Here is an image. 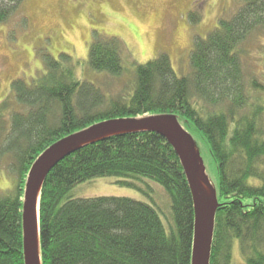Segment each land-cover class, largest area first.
<instances>
[{
  "label": "trees",
  "instance_id": "trees-1",
  "mask_svg": "<svg viewBox=\"0 0 264 264\" xmlns=\"http://www.w3.org/2000/svg\"><path fill=\"white\" fill-rule=\"evenodd\" d=\"M24 1L0 0V26ZM238 1L235 14L194 39L186 75L177 76L164 54L144 65L128 61V92L109 97L77 76L80 62L47 54L39 76L11 83L0 102V158L10 160L16 184L0 191V264H24L22 199L39 155L96 123L161 114L174 115L198 137L214 169L218 208L209 264H232L234 251L243 264H264V82L245 69L242 50L264 31V0ZM124 49L95 32L85 66L121 77ZM99 178H116L146 196L155 191L147 181L156 184L168 211L150 196L152 204L74 196L76 186ZM193 223L190 190L169 144L151 132L110 137L77 150L47 175L39 197L41 264H191Z\"/></svg>",
  "mask_w": 264,
  "mask_h": 264
},
{
  "label": "rangeland",
  "instance_id": "rangeland-1",
  "mask_svg": "<svg viewBox=\"0 0 264 264\" xmlns=\"http://www.w3.org/2000/svg\"><path fill=\"white\" fill-rule=\"evenodd\" d=\"M239 6L238 0H25L17 14L0 26V102L11 94L13 81L29 84L39 76L47 54L54 59L66 54L80 62L77 76L109 97L128 92L126 87L133 80L128 73L131 63L144 65L160 54L168 57L177 76L186 75L194 39L205 38L219 19L229 18ZM190 12L196 23L190 21ZM95 32L124 44L127 58L121 77L94 74L85 66ZM242 50L245 69L264 82V31L249 37ZM194 140L212 182L214 169L206 148L195 135ZM9 166L8 158H0V191L16 184ZM116 182V178L94 179L76 186L73 194L76 198L126 197L152 204L150 196L158 210L168 211L167 198L158 185L147 181L155 191L146 196ZM232 264H243L238 251L233 252Z\"/></svg>",
  "mask_w": 264,
  "mask_h": 264
},
{
  "label": "water",
  "instance_id": "water-1",
  "mask_svg": "<svg viewBox=\"0 0 264 264\" xmlns=\"http://www.w3.org/2000/svg\"><path fill=\"white\" fill-rule=\"evenodd\" d=\"M151 132L162 137L179 159L194 210L191 264H209L218 208L215 188L193 137L171 114L145 115L96 123L70 134L48 147L32 164L22 199V252L24 264H41L39 244V197L50 171L77 150L101 140L128 133Z\"/></svg>",
  "mask_w": 264,
  "mask_h": 264
}]
</instances>
